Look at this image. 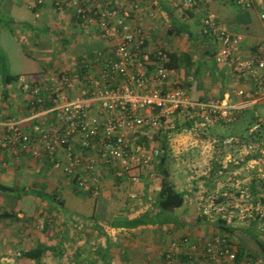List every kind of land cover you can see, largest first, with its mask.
I'll return each mask as SVG.
<instances>
[{"label": "crops", "instance_id": "crops-1", "mask_svg": "<svg viewBox=\"0 0 264 264\" xmlns=\"http://www.w3.org/2000/svg\"><path fill=\"white\" fill-rule=\"evenodd\" d=\"M222 1L204 0V3L189 8L188 15L196 18L198 32L199 21L206 15L220 19L227 30L241 35L242 40L233 51L240 58L248 59L264 39V30L258 19V14L264 10V0H253V8L247 12L238 10L231 4L224 5ZM118 3L121 7L131 5L134 8H154L144 0H118ZM165 5L164 8H168L166 3ZM136 12L139 16L140 13L143 14V11ZM139 21L141 26L148 23L143 18ZM146 37L149 38L147 35ZM105 45L96 36L92 26L83 25L77 20L71 8H55L53 0H41L39 4L35 0H0V52L6 59L8 73L18 76L5 85L0 81V122L5 121L6 116L20 115L22 123L30 116L27 107L29 109L32 96L21 87L20 99L17 100L14 95L18 91L16 87L20 86L19 79L30 85H37L39 98L42 96L41 98L48 99L54 84L46 80L49 75H56L61 71L76 73L81 57L89 59L95 49ZM202 56L199 58L191 55V78L190 72L187 73L184 69L174 70L168 78V85L175 86V82L179 83L184 79L188 82L191 79V92L197 95L192 92L189 95L192 100L223 99L229 106H243L233 110L235 120L231 118L225 123H214L192 133L191 130L196 131L195 119L186 118L188 120H184V125L176 128V133L157 132L152 140H145L147 145L153 143L159 149L160 141H165L164 167L173 188L184 193H181L182 204L173 210L171 217L184 223H164L163 218L167 214L161 212L155 223L130 228L111 225V222L131 219L144 211L149 214L155 211L147 208L155 198L147 200L144 196L150 187L156 193L159 189L158 160L151 169L142 173L138 184H130L127 179L120 178L126 185L137 188L139 193L137 190L136 195L128 194L132 199L116 204L103 195L100 198L74 197L68 191L69 176L59 172V165L55 166L47 158L31 157V147L14 158L6 151L2 156L4 165L0 168V184L11 189L0 190V264H163L162 252L170 240L180 236L203 239L217 234L226 235L238 253L242 250V257H237L228 264H245L249 256L264 258L256 241L257 239L264 244V237L256 232L254 221L227 227L214 217L204 218L198 214L195 195L197 187L203 182L208 184L215 171L227 173L224 169H228L231 174L248 178L256 175L255 168H251L252 156H247L241 149L237 152L239 148L235 146L223 148L215 141L216 138L225 136L223 124L238 123L241 119L243 123L248 107L241 103L243 98L252 97V105L262 103L264 107V88L256 90L246 79H235L227 64L214 55L210 66L207 55ZM205 68L210 78L203 76ZM238 89L244 90L245 96H238ZM46 117L47 124L50 125L59 119L57 111ZM35 122L32 118L23 122L22 130L34 136L32 127ZM263 122L264 118L257 119L258 125ZM232 131L230 136L242 137L238 130ZM39 145L38 141L33 144L34 147ZM68 149L78 151L74 138L70 143L62 144L57 152L64 155ZM109 183L107 181L105 185ZM30 189L51 196L53 201H42L31 196L28 193ZM23 190L27 193H23ZM142 190L144 202H139L135 197ZM223 227L230 231H223ZM27 251H33L37 255L25 257L23 253ZM246 254L247 258L244 257ZM173 264L218 263L208 262L199 255L187 258L181 252L176 255Z\"/></svg>", "mask_w": 264, "mask_h": 264}, {"label": "built area", "instance_id": "built-area-1", "mask_svg": "<svg viewBox=\"0 0 264 264\" xmlns=\"http://www.w3.org/2000/svg\"><path fill=\"white\" fill-rule=\"evenodd\" d=\"M179 3L190 8L204 0ZM236 3L243 11L253 8V0ZM53 4L55 8H71L75 18L92 26L106 45L95 49L89 59L80 58L84 74L61 71L46 78L54 83L51 92L55 96L53 105L45 110H36L34 102H29L30 116L26 120H36L34 136L20 130L19 121L0 122V168L4 152L14 158L31 147L29 153L34 159L45 157L59 165L62 174L75 175L76 187L81 190H97V164L112 169L115 177L138 184L142 173L157 163L160 154L158 145H147L145 140H152L157 132L169 134L176 128L177 118L194 117L196 127L203 129L231 120L233 110L243 107L229 106L223 99L192 100L185 87L169 86L168 78L174 70L163 65L166 51L147 43L142 26L134 21L135 6L121 7L118 0H53ZM258 19L264 30V10ZM200 32L214 38L216 59L227 64L235 79H251L256 90L264 88V39L251 57L243 59L233 51L241 35L224 28L215 17H203ZM19 81L21 89L38 102V86ZM75 88L79 93L71 95ZM236 94L245 96L242 89ZM251 99L245 97L241 103L252 105ZM53 111L59 119L48 128L46 116ZM257 126L248 127L246 140L229 135L220 141L223 148L241 147L244 154L252 156L251 168H255L256 175L248 178L218 172L208 184H199L195 195L200 216L214 217L227 227L254 221L256 232L264 237V141L252 139ZM73 138L78 151L68 149L59 155L57 149ZM35 141L39 147L33 146ZM78 168L86 175L82 176ZM181 252L187 258L199 255L218 264L235 259V248L224 234L172 239L162 252L163 264H173ZM245 264H264V258L249 256Z\"/></svg>", "mask_w": 264, "mask_h": 264}, {"label": "rangeland", "instance_id": "rangeland-1", "mask_svg": "<svg viewBox=\"0 0 264 264\" xmlns=\"http://www.w3.org/2000/svg\"><path fill=\"white\" fill-rule=\"evenodd\" d=\"M144 2L148 5L150 4L154 8H137V11H143V14L140 13V16H139L138 12H136L138 15L136 14L137 18L135 16L134 21L139 24L140 23L139 20L142 18L144 20H146V19L148 20L147 25L146 26L142 25V28H143L144 34L149 36L147 43L150 46L160 47L162 49H165L166 51H169L172 49L176 50L178 52L187 51V52H191V55L197 56L199 58L202 55L206 56V53L204 52V50H206V49L211 50L212 48H214V45L211 44V42H209L205 38L203 39V37L200 35V33H197L198 29H197L196 18H191V16L188 15V11L183 9L182 6L179 4V1L177 2V0H149V1L144 0ZM165 3L168 5V8H164V6H166ZM225 4L229 5V3H226V2L224 3V5ZM160 6H161V8H159ZM138 16H139V19H138ZM170 17L175 18L177 23L185 24L187 30L193 35V38L186 37V35L183 33L168 35L165 31H166V28L170 25V22H171ZM219 22L221 23L220 19H219ZM224 28H226V27H224ZM215 48H217L216 44H215ZM214 56H215V54H214ZM207 57H209V56L207 55ZM207 57H206V59H208V65L210 66V65H212L211 62L213 60L212 59L213 56H210L209 58H207ZM205 65L207 68V64H205ZM206 68H205V71L203 72V74H204L203 76H205L207 79L210 77H209L208 71L206 72ZM187 73H186V75H187ZM189 75L191 78V72ZM204 80H205V78H204ZM192 83H193V81L191 79H189L188 82L184 79V80L180 81L179 83L175 82V86H171V87H176V86L181 85V86L186 88V91L190 95L193 92V91L191 92ZM16 89L18 91L14 92V95H15V97L18 98L17 100H19L20 99V86L19 87L17 86ZM206 92L207 91H205V93ZM74 93L78 94L79 89H77V88L73 89V91L70 94L74 95ZM194 95H196V93H194ZM27 110H29L28 107H27ZM245 114L246 115H245V119L243 120V123H242V119H241V121L238 120V123L232 122V124L231 123L223 124L224 125L223 134H225V136H227L231 133L230 135H232V133H233L232 130H238L239 132H241L239 134L240 135L242 134L241 135L242 139L248 138V136L246 134V130L248 129V127H251V126L257 124V119L261 120L264 118L263 104L257 103L256 105L248 106L246 108ZM28 115L29 114H27L26 117H28ZM233 118L234 119H232V120H235L236 116H234ZM5 119H7V120L11 119L14 121H19L20 130H22L24 127L21 124H23V122L28 121V120H25L21 123L20 122V115L6 116ZM185 119L186 118L181 119V117L177 118L176 128L180 127L179 125H184ZM189 119H194V117H189ZM47 120H48V118H47ZM242 124L244 126H242ZM55 125H56V123L53 122L51 125H47L46 127L51 128V127H54ZM257 127H258V129L255 130L254 136L252 137V139L257 140V141L258 140L264 141V122L261 123ZM176 128L173 131L169 132V134L170 133H176L178 131ZM180 129H182V128H180ZM196 129L202 130V128H200V127H195V130ZM197 130L196 131L191 130L190 132H192V133L198 132ZM229 130H231V131H229ZM238 148L239 149L237 152H240L241 151L240 149H242V148L241 147H238ZM83 155L85 156V154H83ZM52 163L56 166V163L54 161ZM216 164H218L217 161H216ZM97 166H98V169H96L95 174L97 177L98 188L95 192L84 191V190L77 188L75 190L77 192L74 193L72 190V187H73L72 179H73V177L68 178L69 185H70L69 186L70 190H68V191L72 192L74 194V197H76V198L79 197V198L84 199V198H88L89 196H96L97 198H100V196L103 195L105 197H108L111 201H114L113 203L118 204V202L119 203H123L126 201L128 202L129 201L128 199H132V197H130L128 194L136 195L139 193V190L137 188L129 186L128 184L126 185V183H124L121 180L120 181L115 180V175L113 174L112 169L105 168V166L102 167L99 164H97ZM78 170H79V168H78ZM215 170H217V168ZM224 170H226L227 173L231 174V172H230L231 170H228V169H224ZM218 171L219 170L215 171L214 174H217ZM59 172H61L60 169H59ZM79 173L82 176L86 175V173L81 172L80 170H79ZM191 174H193V173H191ZM192 176H194V175H192ZM60 177H62V176H60ZM88 180H90V179L88 178ZM107 181H109L110 183L105 185V183ZM150 188L145 192L144 197L147 198V200L150 197H152V200H153V198H155V196H156V192H155L154 188H151V189ZM137 190H138V193H137ZM190 190H192V189H190ZM181 193L184 194L183 191H181ZM193 193H194V191H193ZM142 194H143V190L138 195V197H135V198H138L139 202L140 201L144 202L143 201L144 198L141 197ZM191 194H192V192H191ZM147 208H149V211H152L155 209L153 204L151 206H147ZM142 209L143 208H140V210H142Z\"/></svg>", "mask_w": 264, "mask_h": 264}, {"label": "trees", "instance_id": "trees-1", "mask_svg": "<svg viewBox=\"0 0 264 264\" xmlns=\"http://www.w3.org/2000/svg\"><path fill=\"white\" fill-rule=\"evenodd\" d=\"M222 2L223 3H225V2L229 3V4L233 5L234 7L238 8V10H241L238 7L236 0H223ZM183 9H185L186 11L189 12V9H187V8H183ZM215 20L219 22V20H217L216 18H215ZM170 21H171L170 25L166 28V31H165L168 35L183 33L186 35V37L193 38V35L187 30L185 24L177 23L175 18H173V17H170ZM200 25H201V20L199 21V32H197V33H200V35L203 37V39L205 38L206 40L211 42V44L214 45V48H212L211 50L206 49V50H204V52L209 57L213 56L215 54L216 49H217V48H215L216 42L211 35H205V34H202V32H200ZM216 47H217V45H216ZM166 55H167V61L163 63V65L166 68L173 69V70L184 69L187 72L191 71V68L193 66L191 52H187V51L178 52V51L172 49V50L166 51ZM6 65H7L6 59L4 58V56L0 52V81H1L2 85L10 83V82H12L18 78L17 75H12V74L8 73ZM85 71H86V69L80 64L79 70L76 73L84 74ZM71 73H75V72H71ZM246 80L253 86V84H252L253 81L251 79H246ZM54 96H55V93L50 92L48 99L41 98L42 96H40L39 101L35 102L34 101L35 98L33 96L32 97L33 100L32 99L31 100L34 102V107L36 110H45V109H49L53 105L52 98ZM186 120H188V119H186ZM224 137L225 136H221L220 138L219 137L216 138L215 142L218 145H220V141ZM245 139H247V138H245ZM245 139H243V140H245ZM165 153H166L165 141L161 140L160 141V155L158 158V167H157L158 175H159V189L156 193L155 199L152 202L153 206L155 207V211L152 214H149L148 211H144L134 218L123 219L121 221L111 222L112 226H116V227L120 226V227H124V228H130V227H135V226L143 225V224H147V223H155V220L157 219V217L160 215L161 212H166V214H167V216H165L163 218L164 223H173L174 225H182L184 223L182 220L178 221L176 218L171 217L173 210L182 204L183 195L173 188V185L169 179L168 171L164 167V161H165V157H166ZM40 159H42V158H40ZM206 179H208V178H206ZM115 180L120 181V178L115 177ZM72 181H73L72 190L74 193H76L77 191H75V190L77 189V187H76V183H75L76 182L75 181V175H74ZM121 181H122V179H121ZM10 189H11L10 187H7V186L0 184V190L10 191ZM23 193H27V191H24ZM28 193L31 194V196H33V197L41 199L42 201H53L51 196H45L44 194L40 193L38 190L30 189V190H28ZM201 217H204V216H201ZM204 218H206V217H204ZM223 231H230V229L227 227H223ZM180 237H188L189 240H194V238H191L189 236H180ZM256 241L260 245L262 252L264 253V244L261 243L260 241H258L257 239H256ZM239 252L240 253H238V251H235V259H237V257L238 258L242 257V255H243L242 250H240ZM23 255L25 257H34L37 255V253H35L33 251H27V252H24ZM247 256H248V254L244 255V257H246V258H247ZM235 259H234V261H235Z\"/></svg>", "mask_w": 264, "mask_h": 264}, {"label": "bare ground", "instance_id": "bare-ground-1", "mask_svg": "<svg viewBox=\"0 0 264 264\" xmlns=\"http://www.w3.org/2000/svg\"><path fill=\"white\" fill-rule=\"evenodd\" d=\"M197 5V4H196ZM196 5H194V6H196ZM194 6H192V7H190V8H193ZM187 9H189V8H187ZM242 79H245V78H242ZM256 100V99H255ZM208 127H210V126H208ZM207 128V127H206ZM203 129H205V128H203ZM231 147V146H230ZM229 148V147H228ZM236 148V147H235ZM159 157V156H158Z\"/></svg>", "mask_w": 264, "mask_h": 264}]
</instances>
